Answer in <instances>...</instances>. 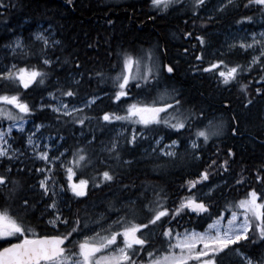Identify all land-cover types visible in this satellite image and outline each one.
Masks as SVG:
<instances>
[{"label":"trees","instance_id":"1","mask_svg":"<svg viewBox=\"0 0 264 264\" xmlns=\"http://www.w3.org/2000/svg\"><path fill=\"white\" fill-rule=\"evenodd\" d=\"M185 1V10L173 8L167 14H159L151 7L150 0H72L71 4H67L65 0H11V3L16 6L11 8L3 19L7 27L13 29V32H8L7 28L0 26V46L11 40L16 34H21L28 42L30 38V34L27 33L28 31L26 32L28 24H50L55 32V38L61 42L55 56H58L61 62L68 61L67 64H63V67L55 69V72L45 81V85L33 84L29 89H19L22 98L35 108L31 116L50 121L53 124V128L49 129L50 132L66 133L65 135L73 142L72 132L80 128H84V131L88 132V127L92 125L88 121L81 126L66 122L68 117L61 116L60 120H57L58 114L50 112L47 108H37L38 99L43 96L45 91L57 86V77L60 78L61 84L68 86V74L76 72L75 64L78 62L81 65L80 71L84 75L82 78L77 77L80 80L78 86L72 85L77 95L64 98L69 101H78L92 94H103L91 108L83 111V115L92 118L91 121L96 124V130H109L113 125L119 123L125 126L123 137L130 138L134 131L140 133L133 146V153L131 151L121 153L122 160L128 158L132 161L129 164L109 160L108 155L104 152L100 158V154H96L99 145L97 141H93L91 146L84 144L93 153V164L87 168H81L76 175L79 179L89 180L87 195L80 198L72 196L70 202L73 205H79L76 214L80 215L82 219L95 220L94 214L90 211V205L94 201L104 198L101 203L102 209H98L103 212L106 218L101 223H110L118 213L108 210V202H113L115 208H121L119 214H123L121 207L123 203L129 199H136L141 192L144 193L141 200L147 203V200L152 198V191L149 190L153 188L156 190L159 188L166 193L168 195L167 206L173 208L179 202L181 195L189 189L186 181L196 179L212 160H216L217 165L227 160V171L214 166L209 179L197 184L192 192H201L206 188V183L207 185L216 184V188L210 196L204 195L201 198L205 202L209 200L212 202L209 210L213 214L223 209L226 202L245 198L249 191L255 190L258 197L264 194V169H261V166L264 165V117L261 114V106L264 103V81L260 80V69L256 67L251 72H243L236 81L224 85L219 82L216 69L204 72L202 70L194 71L191 67L195 65L203 69L208 67L209 62L219 59H223L228 64H246L251 56L250 51H228L224 52V55L221 53L211 55L208 51L210 47L208 42L212 41V44H216L221 31L240 25L235 21L242 16H252L253 20L263 18L259 24L264 25V15H261L254 6L245 8V0H235V4L238 6L229 7L209 20V18L200 15L201 9L195 15L192 11L187 10L190 0ZM209 2L210 0H206V4ZM108 20H111L112 24H108ZM253 20L244 21L242 24L253 26ZM185 33L191 35L186 36ZM197 36L204 37L205 45L203 47L196 39ZM149 49L154 54L157 66L165 62L175 64V72L169 75L163 68H160L158 82L154 81L149 87L140 89L133 86L129 96L122 97L120 101H114L111 77H114L116 70L120 69L118 54L126 52L135 59L147 53ZM185 49L188 51L185 52ZM197 55L202 56V62L196 60ZM12 62L21 67L39 64L35 56H29L26 59L17 57L12 59ZM94 72H102L104 74L103 81L100 77L89 75ZM241 84L247 85L246 90L241 89ZM257 88L261 89V93H257ZM172 89L179 93L178 98L182 101L184 109L192 111L203 109L209 118H213L214 122L221 125L219 136L213 137L207 144L203 143L202 138L200 139L199 159L193 154V149L186 151H182V149L184 142L187 141L186 138L188 136L193 138L195 129L202 127L206 121H192L191 128L186 126L177 132L171 128L167 130L168 127L164 124L145 127L133 124L131 121L113 120L108 123L101 119L104 112L124 115L128 103L151 102L165 90L168 94H172ZM0 90L16 91L17 89L11 85L4 88L0 82ZM133 97H140V99H133ZM249 99L252 100V103L245 106ZM226 101L228 107L224 106ZM219 114L221 116H218ZM163 115L164 113H161V116ZM233 116L236 117L235 122L232 120ZM5 121H0V123ZM66 127H72L73 130L69 133ZM233 127L238 129L236 135L232 134ZM162 131L168 132L165 136L166 140L180 139L181 146L177 149V157H153L140 151V144ZM142 134H145V137L141 138ZM81 144L83 145V138ZM123 147L129 146L125 144ZM229 149L233 153L231 157L228 156ZM99 159H102L104 163L99 162ZM5 164V161L0 163V172L3 171L1 168ZM18 165L11 164V175L19 181L17 193L14 198L6 199V191L0 188V207L7 205L12 209L13 214L20 215L22 199L27 198L30 203L35 204V207L28 212L25 222L36 226L37 232L40 234L50 233L51 229H45L43 223L46 220V215L41 216L40 194L37 193L29 179L33 172H29L27 167H23L24 171L17 173L18 167L16 168V166ZM107 165H112L115 169L116 181L99 188L93 187L92 178L97 171L104 170ZM152 166H155L157 171L152 172L150 169ZM166 170H169L170 176L161 175ZM258 170L262 177L260 181L256 179ZM241 177H243L242 180ZM237 180H241V182L237 183ZM118 184L122 187L128 185L127 188L123 187L126 192L124 199L128 198L125 201L119 202L120 196L112 195ZM30 185L33 187H29ZM8 187L11 188V185ZM141 200L137 201L138 205ZM82 204L83 209L81 208ZM85 212L88 213V217L84 216ZM145 215H147L146 210L138 212L140 218ZM204 216L206 214L197 216L195 212L185 209L184 213L173 219L170 224L165 223L155 228L157 238L149 239L154 247H159L163 242V238L160 236L163 227L202 229L205 225V220L202 219ZM97 226L95 223L90 222L89 224L90 229ZM62 231H64V227ZM88 231L84 230L83 234ZM249 235H252L251 230ZM156 242L159 245H156ZM241 244L243 245L242 251L264 252V248L260 247L259 242L255 246L243 241ZM0 246H3V241H0ZM226 264L229 262L226 261Z\"/></svg>","mask_w":264,"mask_h":264},{"label":"snow or ice","instance_id":"2","mask_svg":"<svg viewBox=\"0 0 264 264\" xmlns=\"http://www.w3.org/2000/svg\"><path fill=\"white\" fill-rule=\"evenodd\" d=\"M71 4L72 0H65ZM151 7L159 14H167L173 8L185 10V0H150ZM206 0H190L187 4V10L195 15L201 8L205 7ZM16 5L11 0H0V26L7 28L8 32H13L12 28L7 27L3 19L9 13L11 8ZM238 6L235 0H218L214 11L224 12L229 7ZM255 7L257 11L264 15V0H245L244 7ZM212 17H209L211 20ZM252 16H242L236 20V24H242L244 21H252ZM112 24L111 20L107 21ZM51 25H49V29ZM49 29L38 28L31 33L28 42L20 35H15L12 40L2 47L6 54L12 59L19 57L26 59L29 56H35L39 61L38 65L18 66L16 63L4 64L0 67V82L4 88L11 85L16 91L0 90V121H10L11 123L4 127L0 123V160L8 162V166H3L0 172V188L6 193V199L14 198L17 193L19 181L12 177L11 163L19 158V149L13 148L11 140L14 139L11 133L13 128L19 132L24 131V122L35 108L22 98L20 88L29 89L33 84L45 85V81L55 72L57 67H63L68 61H60L55 52L60 45V41L54 38V34ZM186 36L191 35L185 33ZM248 38H241L239 41L229 44L228 48H239L245 52L252 50L254 55L246 64H228L223 59L209 62L208 67L203 69L192 65L194 71L208 72L216 69V75L221 84L227 85L236 81L237 77L243 72H251L256 67L260 69V80L264 81V31L260 33H250ZM196 39L203 47L205 39L203 36H197ZM91 46V45H89ZM188 50L185 49V52ZM224 55V53H221ZM55 56V59L53 57ZM196 60L202 62V56L197 55ZM118 63L120 70L111 77L114 92L112 99L120 101L122 97L130 95V90L134 86L137 89L149 87L154 81L158 82L160 77V68L167 73L173 74L176 70L175 64H161L157 66L154 54L151 49L142 56L134 57L126 52L118 54ZM76 72L69 73V84L65 86L60 83L57 77V86L53 91H48L47 95L55 103L40 104L41 109L47 107L54 113H57V120L61 116L68 117V121L73 124L85 125L91 117L83 115L84 108H90L95 104L99 97L88 96L83 107H76L65 103L61 97H74L77 92L72 85H79L80 80L77 77H83L84 73L80 71L81 65L76 62ZM135 69V71H133ZM90 76L100 77L103 81L102 72L89 73ZM242 90H246L247 85H240ZM172 94L167 90L160 93L151 102L135 101L128 103L124 115L104 112L101 119L111 123L116 121H131L133 124L142 126L164 124L177 132L186 126L191 128L192 121H207L202 127H197L193 133L196 139L189 141L193 154L199 159V140L202 138L204 144H207L213 137L220 135L221 125L209 118L203 109L192 111L184 109L182 101L178 98L179 93L172 89ZM261 93V89H256ZM59 93V96L56 95ZM252 100H247L245 106L251 104ZM10 106V107H9ZM228 107L227 101L224 104ZM161 113H164L161 116ZM233 122L236 117H232ZM35 131H30L26 137V144L31 148L37 159L43 160L44 168H37L35 172L41 173L42 178L38 181L40 197L45 200L43 221L45 229L50 228L51 232L40 234L37 227L31 223L25 222L28 212L35 207L27 198L22 199V211L20 215L13 214L12 209L5 205L0 207V264H264V252L242 251L241 242H247L255 246L258 242L261 248H264V194L258 197L255 190L249 191L245 198L238 201L226 202L224 208L218 210L215 214L210 212L212 202H205L203 199H197L194 194H189L179 198V202L173 208L167 206L168 195L163 191L152 189V198L144 203L141 197L144 193L138 194L136 199H129L122 204L121 208H115L113 202H108V210L118 213L117 217L107 223L105 227L101 221L106 220L101 213L95 220L91 218L82 219L80 215L75 214L69 219L60 208L61 193L65 191L63 184L55 178L54 167L57 161L61 160L63 152L59 156H49V145H40L36 139V133L44 127L43 124H34ZM232 134L236 135L238 129L233 127ZM140 133L133 132L126 143L133 145L137 141ZM50 139V137H49ZM62 140L63 137L61 136ZM96 137L86 140V145L91 146ZM162 137L155 140V145H159ZM179 143L178 140H171L169 144L159 148V152L169 158L177 157L178 153L174 150ZM43 150H40V149ZM157 149L154 147L153 151ZM67 151V149H65ZM101 151L108 155L109 160L129 164L130 161L122 160L120 152V142L113 138L108 143L101 142ZM233 155L232 150H228V156ZM101 163H104L101 160ZM93 164V153L88 147L81 145L72 151V160L70 166H65L61 162L59 167L64 169L67 176V190H70L74 197L80 198L87 195V186L89 180L79 179L73 182V176L76 175L74 168H87ZM228 161L224 160L217 165L216 160L207 164L194 180L186 181L188 187L194 188L197 184L207 181L214 170V166L227 171ZM264 169V165L261 166ZM23 168H17V173L23 172ZM32 172V169H28ZM257 172L256 179L262 180ZM117 179V173L112 165H107L104 170L97 171L92 178V185L99 188L102 185L114 183ZM243 177H241V180ZM241 180H237L240 183ZM11 185V188L8 187ZM33 187V186H29ZM127 188L128 185H124ZM183 187V185H182ZM216 185L208 187V192L204 195L210 196L215 190ZM141 200L138 205L137 201ZM185 209L189 212H195L197 216L206 214L202 217L205 225L202 231L195 228L185 229L183 232H176L171 227H163L160 236L163 238L162 245L154 247L149 239L156 235L155 228L170 224L173 219L184 213ZM146 210L147 215L140 218L138 212ZM225 212L229 213L225 215ZM88 217V213H84ZM95 223L97 229H90L89 224ZM61 226L64 231H61ZM84 230L91 231V235H83L81 239H73L74 234L80 236ZM252 235L250 236L249 233ZM13 239L15 242H13ZM235 258V259H233Z\"/></svg>","mask_w":264,"mask_h":264},{"label":"rangeland","instance_id":"3","mask_svg":"<svg viewBox=\"0 0 264 264\" xmlns=\"http://www.w3.org/2000/svg\"><path fill=\"white\" fill-rule=\"evenodd\" d=\"M217 3H218V0H210V2L205 5V7L201 8L200 15L209 18V17H214V16L220 14V12L214 11V8L217 5ZM262 20H263V18H257L255 20H253V23L255 26L254 25L250 26V25H246V24H240L237 27H228L227 30H224L221 32L220 36L218 37L219 40L216 44H212V41L208 42L209 46H210L208 48L209 53L211 55H214L217 53H224V52H228V51L244 52L243 50L239 49L238 47L230 50L228 48V45L235 43V42L239 41L241 38H245V37L248 38V40L250 41V39H251L250 33H252V32L260 33L261 31H264V25L259 24ZM38 28L49 29V27L46 26L45 24L37 23L36 26L32 29V31H29V32L33 33ZM49 31L54 34V32L51 31V29H49ZM16 35L22 36L21 34H16ZM22 37L24 38V36H22ZM54 38H55V36H54ZM12 39H13V37H12ZM24 40H25V38H24ZM25 42H26V40H25ZM248 51H250L251 55L256 54V53H253L251 49H249ZM250 58H251V56H250ZM8 63H14V62H12V59L10 58V56H8L5 52V50L1 47V49H0V67H3L4 64H8ZM133 71H135V69H133ZM49 91H53V89L49 90ZM47 92L44 93L43 96L40 98V101H38V105H37L38 109H41L39 107V105L42 103L43 104L55 103V101H53L50 97H48ZM56 95L59 96L58 93H56ZM61 99L65 103H69V104L74 105L76 107H83L84 102L87 100V99H85L80 103L72 104V103H70L71 101H69L68 99H66L64 97H61ZM45 108H47V107H45ZM47 109L50 112L54 113L50 108H47ZM84 109H89V108H84ZM54 114H57V113H54ZM262 114L264 115V105L262 106ZM31 115L32 114L28 115L25 122H24V125H23L24 131L23 132H19L15 128H13V130H12L11 135H12V137H14V139L11 140L10 143H12L13 148L19 149L20 153H23V155H19V158L17 160L13 161L11 164H19L18 166H16V168L17 167L18 168L27 167V169H32V172H34V173H37V172H35V169L45 167L44 161L37 159L35 157V154L32 152L31 148L26 144V137H27L28 133L30 131H35V129L33 127L34 124H43L44 127L41 128L39 130V132L36 133V139H37L38 143L41 146L44 144L49 145V149H48L49 156H52V155L59 156L61 152L64 153V155L61 157V160L57 161L56 165L54 167L56 180L59 183L63 184L65 187V191L63 193H61V199H60V208L63 212L64 209L69 208V207H65L63 202L64 201L70 202L73 194L70 190H67V176H66L64 169L60 168L59 165L61 162H64L65 166H70V162L72 160V151L76 147H79L82 145L81 144L82 138H83V145H84V144H86L85 143L86 140H90L93 137V135L92 136L88 135V133H86V131H84V128L83 129L80 128L77 131H74L71 133L72 137L74 138V142H73L71 139H69L67 136H65L62 133L50 132L49 129L53 128V126H52L53 124H51L50 121H45L42 119H36V118L32 117ZM219 116H220V114H219ZM10 123L11 122L7 121V120L5 122H2L4 127H7ZM124 130H125V126L123 124L118 123L116 125H113V127L110 130L111 138L108 139L106 141V143H108V141H110L113 138H116L119 140V142H121V138L123 137ZM61 136L63 137L62 140L60 139ZM49 137H50V139H49ZM161 137L163 138L161 143L158 146L155 145V143H154L155 140L159 139ZM192 139H196V137L192 138ZM192 139H190V140H192ZM171 140H177V139L171 138L170 140H165L163 136L151 138L150 144H148L147 147H144L140 151L146 152L148 150V151L154 152L153 148L155 147L157 150L154 153L157 155H162L159 152V148H162L164 145L169 144ZM190 140H188L186 143L188 145V147H191L190 143H189ZM198 142L200 144V140ZM72 143L74 145H71ZM177 146H178V144L175 146V149H174L175 151L177 149ZM132 148H134V147H132ZM65 149H67V151H65ZM40 150H43V149L41 148ZM96 154L97 155L100 154L99 157L100 158L102 157V155H101L102 154L101 144H99L97 146ZM2 162H4V160H0V163H2ZM5 163L6 164L4 166H8V162L5 161ZM1 169L3 170V168H1ZM80 169L81 168H74V171L76 172V174H77V171H79ZM37 174L39 175V178H38V181H39L42 178V174L41 173H37ZM78 180H79V178L77 175L73 176V182H77ZM38 181H37L36 185H33V186H34L35 190L37 191V193L39 192V194H40V190L38 189ZM205 185H206V188L204 190H202L201 192L195 193V192H192L193 188H191V189L189 188V189H187V191H185V193H183L181 195V197L187 196L191 193V194H194L197 197V199H201L202 196H204V194L208 192V187L213 185V184L207 185V183H206ZM187 192H189V193H187ZM46 199L47 198H44V200H42L40 198V202H41L40 209H41L42 213L44 212V205H45ZM103 201H104V198H103V200L102 199L96 200L90 205V211L95 215L94 216L95 219H97V217H99L101 213L103 214L102 211L98 210L100 208L102 209L103 206L101 205V203ZM81 208L83 209V204H82ZM82 212H83V210H82ZM228 214L229 213H226L225 215H228ZM46 219H47V215H46ZM103 225L107 226V222L103 223ZM97 228H98V226L94 229H97ZM185 229L191 230L193 228H188V227L184 228L183 227L181 229H174V230L176 232H183ZM60 230L62 231L63 228H60ZM196 230L202 231L203 228L202 229H196ZM83 235H91V231L89 233H85V234L82 233L80 236L75 235V236H73V239H81ZM149 238L156 239L157 236L156 235L154 237L150 236Z\"/></svg>","mask_w":264,"mask_h":264},{"label":"bare ground","instance_id":"4","mask_svg":"<svg viewBox=\"0 0 264 264\" xmlns=\"http://www.w3.org/2000/svg\"><path fill=\"white\" fill-rule=\"evenodd\" d=\"M114 1H127V0H114ZM44 24V23H43ZM46 26H48L49 27V25L50 24H45ZM36 26V24H28L27 25V30H26V32L28 33V34H30V36H31V32H29V30L31 29V31H32V29L34 28ZM238 26V25H237ZM237 26H235V27H237ZM51 29V31H53L54 32V30L52 29V27L50 28ZM228 29V28H227ZM227 29H225V30H227ZM222 31H224V30H222ZM221 31V32H222ZM54 35H55V32H54ZM29 36V37H30ZM4 45V44H3ZM0 49H1V47H0ZM164 64H169L168 62H165ZM120 69H117L116 70V72L114 73V75L113 76H115V74L119 71ZM165 72H166V70H164ZM167 73V72H166ZM169 74V73H168ZM169 75H172V74H169ZM49 90H52V89H49ZM49 90H47V91H49ZM47 91H45V93L47 92ZM90 96H97V97H99V99L103 96V94H92V95H90ZM41 98V97H40ZM40 98L38 99V101H40ZM85 99H87V97L86 98H84V99H80V100H78V101H71L70 103H72V104H77V103H80V102H82L83 100H85ZM99 99H97V100H99ZM133 99H140V97H133ZM96 100V101H97ZM225 104V103H224ZM262 104V103H261ZM263 105H264V103H263ZM262 105V106H263ZM258 106V105H257ZM261 106V107H262ZM92 107V106H91ZM90 107V108H91ZM84 110H86V109H84ZM258 113V112H257ZM261 114H262V108H261ZM219 116V115H218ZM221 116V115H220ZM262 116L264 117V115L262 114ZM88 123H92V125L90 126V127H88V132L86 131V133H88V135H93V136H95L96 137V139H95V141H97V143L98 144H101V142H104V143H106V141L108 140V139H110L111 138V134H110V130H111V128L109 129V130H105V131H102V130H96V124L94 123V122H92L91 120H89L88 121ZM66 129H67V131L70 133L72 130H73V128L72 127H66ZM167 130H169L170 128L168 127V128H166ZM99 133V135H98V133ZM62 134H66V133H62ZM146 135H147V133H145ZM145 134H142L141 135V138H143V137H145ZM167 134H168V132L167 131H162V132H160V133H157V134H155L153 137H150V139H148V140H146L145 142H143V144H140V150L141 149H143L144 147H147L148 146V144H150V142H151V138H155V137H158V136H163L164 137V139H165V136H167ZM65 136H67V135H65ZM193 138H195V136L193 137ZM126 137H122L121 138V142H120V152L121 153H124V152H127V153H129V151H131L132 153H133V149L134 148H132L133 146H134V144L133 145H129V144H127L126 143ZM187 139V141L188 140H190V139H192V138H190L189 136L186 138ZM166 140V139H165ZM170 140V139H169ZM177 140L179 141V143H178V146H177V149H178V147L179 146H181V143H180V139L179 138H177ZM187 141L186 142H184V148L182 149V151H186L187 149H192L191 147H188V145L186 144L187 143ZM125 144H127L129 147H123ZM201 146V145H200ZM200 148V147H199ZM177 149H176V152H177ZM144 154H148V155H150V156H153V157H157V156H162V155H157V154H155L154 152H152V151H146V152H143ZM101 160L102 159H99V162H101ZM124 160H127V161H130V162H132L130 159H128V158H126V159H124ZM27 163V162H26ZM151 170H152V172H154V171H157V169H156V167L155 166H152L151 168H150ZM161 175L162 176H170V172H169V170L167 171H164V172H162L161 173ZM38 178H39V175L37 174V173H34L33 172V174H31L30 175V177H29V179H30V181H31V183L33 184V185H36V183H37V181H38ZM158 191H162L161 189H157ZM149 191H152V190H149ZM125 189H123V187L122 186H120V184H118V186L117 187H115V190L112 192V195L114 194H117V195H119L120 197H119V202H121L122 200H127V199H124L125 198ZM66 199V198H65ZM70 202H71V200H70ZM69 201H64L63 203H64V206L65 207H69V208H67V209H64L63 210V213H64V215L65 216H68L69 217V219L71 220V218H72V216H73V214L75 213H77L78 212V209H79V205H77V204H75V205H73L72 203H70ZM95 216V215H94ZM61 228H63V226H61ZM90 231H88L87 233H89ZM83 233V232H82ZM156 245H159L157 242H156Z\"/></svg>","mask_w":264,"mask_h":264},{"label":"water","instance_id":"5","mask_svg":"<svg viewBox=\"0 0 264 264\" xmlns=\"http://www.w3.org/2000/svg\"><path fill=\"white\" fill-rule=\"evenodd\" d=\"M13 242H15V240Z\"/></svg>","mask_w":264,"mask_h":264}]
</instances>
